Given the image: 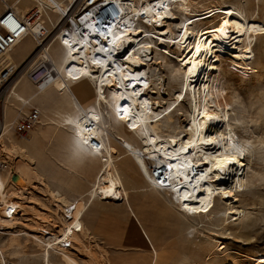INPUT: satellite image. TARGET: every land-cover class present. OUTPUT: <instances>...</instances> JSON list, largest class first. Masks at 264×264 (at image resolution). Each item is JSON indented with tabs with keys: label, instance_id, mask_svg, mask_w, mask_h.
<instances>
[{
	"label": "bare ground",
	"instance_id": "1",
	"mask_svg": "<svg viewBox=\"0 0 264 264\" xmlns=\"http://www.w3.org/2000/svg\"><path fill=\"white\" fill-rule=\"evenodd\" d=\"M77 1L8 0L6 6L24 14L31 8L27 6L33 4L53 28ZM261 1L235 0L234 4H228L220 0L216 5L197 10L199 0L176 3L171 0H86L85 11L92 8L89 15L93 16L107 4H115V18H102L103 26L107 27L96 31L90 29L88 22L82 37L72 29L60 27L55 33L54 46L43 41L42 20L33 22L32 35L0 57V69L1 62L14 69L21 67L22 61L41 42L27 69L32 70L37 64H52L54 76L36 84L27 78L35 85V90L22 85L21 78L13 85L12 94L23 100L31 95L40 101L54 91L52 103L41 102L42 110L54 109L59 100L65 102L67 112L62 117L49 118L48 140L63 143L66 162L70 164L66 166L68 172L82 167L95 169V174L87 194L70 198L71 194L64 195L44 184L31 167L11 166L9 176L0 177V233L23 227L26 220L35 229L34 233L22 230L9 233L8 247L12 250L9 255L20 254L19 237L25 235L27 241L41 249V264H54L52 252L57 253L59 264H79L71 252L85 248L81 237L84 238L86 228L82 219L89 206L97 200L118 199L129 194L114 163L117 145L145 187L151 188V194L160 197V192L164 191L167 203L184 216L213 217L224 226L230 216L239 219L244 215V210L235 206L238 202L235 192L245 187L248 166L242 156L252 144L240 134L229 132L232 127L244 128L247 121L242 115H236L230 118V125L226 122L228 108L237 95L224 96L227 81H223L216 52L235 54L238 51L253 30L250 21L258 15ZM99 2L103 3L96 6ZM1 8L0 5V11ZM175 9L178 14L174 13ZM51 15L55 16L54 20ZM172 24L178 28L176 34ZM26 44L29 46L25 55L15 60L14 54ZM171 46L177 51H171ZM51 48L54 53H49ZM156 64L167 69L168 81L179 87L167 106L156 102L155 108L150 93L165 92L161 73L155 78L149 75L148 69ZM23 73L27 77L25 71ZM183 98L188 104V110L184 111L186 122L178 127L173 125L174 113L181 111L179 102ZM7 128L5 125L0 130V145L5 156L35 165L22 143L6 138L10 132ZM5 140L8 145L3 143ZM147 162L161 170L158 177L148 170ZM12 175L19 177L18 184L13 182ZM161 175L164 177L159 184ZM155 184H159V188H155ZM36 185L52 207L49 212L53 214L48 213V221L39 216L31 204L33 192L30 190H35ZM217 200L225 203L222 209H216ZM72 204L71 218L66 220L65 209ZM63 242H69L68 247H60ZM1 257L2 264H11L3 260V255ZM255 262L264 264V256H256ZM209 264L222 263L213 260Z\"/></svg>",
	"mask_w": 264,
	"mask_h": 264
},
{
	"label": "rangeland",
	"instance_id": "2",
	"mask_svg": "<svg viewBox=\"0 0 264 264\" xmlns=\"http://www.w3.org/2000/svg\"><path fill=\"white\" fill-rule=\"evenodd\" d=\"M80 1L82 0H78L72 9ZM85 1L83 0V5ZM217 1L220 2V0H199L197 10L216 5ZM225 2L234 4L235 0H225ZM21 5L24 6L25 3ZM34 6L31 4L27 7ZM174 13L178 14L179 12L176 10ZM51 18L54 20L55 16L51 15ZM40 19L49 26L45 15ZM250 23L253 30L246 36L243 45L235 54L216 52L220 58L219 67L223 72H221L223 81H227L224 96L237 95L235 101L233 100L234 102L228 108L229 116L226 118V122L230 125L229 123L232 122L230 118L236 115H242L247 121L245 129L242 126L232 127L229 132L232 135L240 134L252 144V147L250 146V149L242 156L248 166L247 171L245 170V187L240 190L241 192H235L238 199L235 206L243 209L244 215L239 219L230 216L224 226L220 225L217 222L218 219L215 220L213 217L209 219L191 215L184 216L167 203L164 191L160 192V197L151 194V188L145 187V183L129 165V160H125L126 154L116 144L114 163L118 167V172L129 194L121 195L118 199L97 200L89 206L82 219L87 236L86 238L84 235L85 239L81 237L85 248L81 247V250L74 249L71 252L79 264H155L156 258H158L156 264H209L213 260H219L222 264H256V256H264V0L259 4L258 15L252 18ZM48 28L49 30L54 29L50 26ZM172 29L176 34L178 28L175 24H172ZM57 30L59 28L54 30L55 33ZM53 35L55 36L52 31L45 40L46 45L52 43V46L55 45ZM28 46L29 44H26L21 47L14 54V59L17 60L25 55ZM171 47V51H177L175 47ZM52 50L51 48L49 53H54ZM152 56L155 59L156 52ZM154 62L155 60L152 63ZM1 65V67L5 66V62H1ZM152 67L148 69L149 75L155 78L154 76L161 73L165 91L164 94L159 95L152 91L150 93L152 101L155 103V108L156 102L165 107V104L167 106L171 101L172 93L179 86L168 81L167 69L157 64ZM18 76L0 88V123H2L3 115L6 125L15 122L22 114H27L31 107H36L40 111V124L26 139L19 138L8 128L10 132L6 137L7 139L10 137L13 142L22 143L26 147L28 155L36 163L30 166L20 158L12 160L5 156L4 148L0 145V177H8L11 166H16L17 169L31 167L32 171L34 169L39 173L40 180L52 190H58L64 195L71 194L70 198L87 194L89 185L93 181L95 169L81 167L82 169L78 168L76 171L72 169L68 172L66 168L70 164L66 162L63 143L54 141L55 139L52 142L48 140L50 135L47 125L49 118L64 116L67 112L65 102L58 100L60 103L54 106V109L57 110L47 107V111H43L42 103H52V97L55 96L54 91L51 92V96L46 95L40 101L31 95H27L24 98L25 101L17 98L12 94V88L21 78L22 85H27L30 90H35V85L28 81L23 72ZM107 95L109 96V92ZM179 103L181 111L174 113L173 120V125L178 127L180 124L181 126L185 125L184 111L188 110V104L184 98ZM105 111L108 112L107 109ZM117 142L121 143V139L117 138ZM3 143L9 144L8 140ZM151 165V162H147L148 170L152 172L153 168L150 169V167H153L154 164ZM37 186H35V190H30L33 192L31 204L36 213L48 221V213L52 207L48 203L47 197L43 192L40 193ZM86 199L87 196H85ZM224 204L223 201L217 200L216 209H222ZM26 221L23 227L16 226L11 231H1L0 260L3 255V260L11 264H41V259H39L41 249L30 240L27 241L25 235L19 237L20 254L13 256L8 254L9 251H12L8 247L11 233L21 230L34 233V225L32 226L30 221ZM24 232L19 233L24 234ZM219 244L222 245L218 247ZM51 257L54 264H59L57 253L52 252ZM0 264L2 263L0 262Z\"/></svg>",
	"mask_w": 264,
	"mask_h": 264
},
{
	"label": "built area",
	"instance_id": "3",
	"mask_svg": "<svg viewBox=\"0 0 264 264\" xmlns=\"http://www.w3.org/2000/svg\"><path fill=\"white\" fill-rule=\"evenodd\" d=\"M33 1V0H32ZM180 0H171V2H179ZM19 2V1H18ZM8 0H0L1 11H0V57L5 53L10 52L16 45L21 41L32 35L31 25L35 20H39L42 15L36 8H29L24 14H19L14 8H7ZM103 2L96 4L99 5ZM76 4V3H75ZM103 9H99L98 12L93 16L89 15V10H86V7L83 5V0L79 2L71 11H67L60 19L59 25L54 27L52 31L55 34L56 29L60 27H66L72 29L81 37L87 31V23L94 31L98 28L105 29L103 26V19L107 18L108 20L114 19L117 14V8L115 4L111 3ZM68 12L70 15H68ZM115 12V13H112ZM42 22V27L40 34L43 35V41L45 42L46 38L51 35L52 31H46L48 27L47 23ZM112 23V21L110 22ZM109 25V24H108ZM55 30V31H54ZM54 36V35H53ZM55 37V36H54ZM39 42L36 46L35 51L30 53L23 61L21 67L14 69L12 65H5L0 69V88L6 86L11 81L15 80V76L20 75L23 71L27 74V78L34 84L48 81L54 76V66L52 64H37L32 70L27 69L28 63L34 58L36 52L40 49ZM17 78V77H16ZM41 113L36 107H31L27 114H22L17 120L13 123H8V128L11 129L15 135L21 139H26L27 136L40 124ZM5 127V116L3 115L2 123H0V130ZM161 182V181H160ZM74 210V204L65 209V219L70 220V212ZM69 242L60 243L59 246L66 248L68 247Z\"/></svg>",
	"mask_w": 264,
	"mask_h": 264
},
{
	"label": "water",
	"instance_id": "4",
	"mask_svg": "<svg viewBox=\"0 0 264 264\" xmlns=\"http://www.w3.org/2000/svg\"><path fill=\"white\" fill-rule=\"evenodd\" d=\"M12 179H13V181H14L16 184L19 183V177H18L17 175H14V176L12 177Z\"/></svg>",
	"mask_w": 264,
	"mask_h": 264
}]
</instances>
